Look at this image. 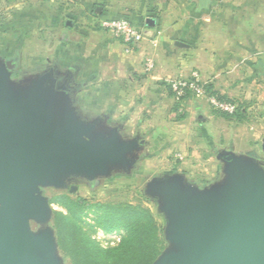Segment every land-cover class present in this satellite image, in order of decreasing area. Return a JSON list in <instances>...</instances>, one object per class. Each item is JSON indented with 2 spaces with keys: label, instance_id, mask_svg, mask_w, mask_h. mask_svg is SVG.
<instances>
[{
  "label": "crops",
  "instance_id": "obj_1",
  "mask_svg": "<svg viewBox=\"0 0 264 264\" xmlns=\"http://www.w3.org/2000/svg\"><path fill=\"white\" fill-rule=\"evenodd\" d=\"M116 18L131 20L145 40L128 47L101 28L102 20ZM19 55L29 59L25 65L39 68L36 77L65 84L74 104L87 92L92 112L113 123L118 117L130 129L155 125L151 131L158 137L176 124L233 121L205 99L177 101L169 84L197 73L205 86L228 98L235 82L264 81V0H0V57L3 65L14 62L10 75L18 70ZM147 57L155 64L151 72L145 70ZM191 148L195 155L196 146ZM230 153L242 155L235 149L216 157L225 161Z\"/></svg>",
  "mask_w": 264,
  "mask_h": 264
},
{
  "label": "water",
  "instance_id": "obj_2",
  "mask_svg": "<svg viewBox=\"0 0 264 264\" xmlns=\"http://www.w3.org/2000/svg\"><path fill=\"white\" fill-rule=\"evenodd\" d=\"M146 23L156 25L152 18ZM14 69L12 60L0 66V264H59L37 256L51 240L29 228L31 216H47L35 187L71 175H108L128 162L138 142H120L115 131L89 140L97 125L79 118L65 84L36 77L13 92ZM224 162V179L205 189L181 175L150 186L179 247L154 264H264V171L252 157L228 154Z\"/></svg>",
  "mask_w": 264,
  "mask_h": 264
},
{
  "label": "rangeland",
  "instance_id": "obj_3",
  "mask_svg": "<svg viewBox=\"0 0 264 264\" xmlns=\"http://www.w3.org/2000/svg\"><path fill=\"white\" fill-rule=\"evenodd\" d=\"M34 56H37V51L34 52ZM2 59L4 58L0 57V66L3 65ZM24 61L28 62L29 59H23L20 56L18 70L10 75V86L13 92L23 89L29 83L27 78L36 77L40 73L39 68L27 66L23 63ZM236 83L233 86L234 90H230L227 95L230 102L246 112L241 122L236 118L229 121L223 117L214 119L215 121L210 124H176V128L170 134L165 133L166 135L158 137L153 134L157 128L155 125H153L155 129L150 127L145 129L135 124L136 128L130 129L118 117L117 123H113L106 120V115L92 112L86 104L87 92H84L79 103H75L74 107L81 120L97 125L95 133L89 137V140L100 135L108 137L115 131L120 142L136 141L138 146L128 154V162L112 166L108 175L98 176L93 180H87L81 175H71L58 183L44 181L35 187L34 195L45 207L47 216L44 218L37 215L31 216L28 222L29 228L35 237H48L51 240V244L39 250L37 256L43 261L55 259L59 264H72L60 249L56 231L53 228L54 212L66 211L52 202V199L63 194L90 201L95 198L96 202L101 203L142 205L149 208L163 229V250L159 258H166L177 253L179 247L170 240L163 204L157 196L150 194L149 188L152 184L174 177L176 174H180L184 179L189 178L190 181L196 179L188 183L198 189L209 187V185L204 187L200 183L205 177L212 180L211 185L218 184L224 179L226 167L225 162L219 161L216 156L224 150L236 149L237 152L242 153L241 156H246L248 154L245 153L249 152L254 153L253 157L257 154L258 157L254 159L258 167L264 171V152L261 150L262 139H264V81L258 78L252 82ZM210 139L211 142H209ZM250 141L254 143L253 147L249 146ZM166 144L167 148L164 150ZM193 146L197 149L195 155L191 152ZM71 185L76 186L78 191L70 192ZM84 218L89 225H95L92 213L86 212ZM122 233L107 234L99 229L94 234V238L104 245L108 243L114 245L120 241Z\"/></svg>",
  "mask_w": 264,
  "mask_h": 264
},
{
  "label": "trees",
  "instance_id": "obj_4",
  "mask_svg": "<svg viewBox=\"0 0 264 264\" xmlns=\"http://www.w3.org/2000/svg\"><path fill=\"white\" fill-rule=\"evenodd\" d=\"M208 94L230 102L228 98L205 86ZM178 109V108H177ZM228 119L242 121L246 112L238 108L235 114L218 112ZM66 212L55 211L53 228L60 249L72 264H154L163 250V229L149 208L142 205H114L63 194L52 199ZM94 215L95 225H89L84 214ZM101 229L107 234L123 232L116 244L104 245L94 238ZM91 233V234H90Z\"/></svg>",
  "mask_w": 264,
  "mask_h": 264
},
{
  "label": "built area",
  "instance_id": "obj_5",
  "mask_svg": "<svg viewBox=\"0 0 264 264\" xmlns=\"http://www.w3.org/2000/svg\"><path fill=\"white\" fill-rule=\"evenodd\" d=\"M100 26L102 29L110 31L128 47H135L145 40L143 31L128 18L105 19L100 22ZM154 66L153 59L147 57L145 60L146 72H151ZM169 87L177 101L193 95L198 99L207 100L215 111L232 115L238 110L232 102L220 100L216 96L208 94L197 73H194L191 79L174 80L170 82Z\"/></svg>",
  "mask_w": 264,
  "mask_h": 264
},
{
  "label": "flooded vegetation",
  "instance_id": "obj_6",
  "mask_svg": "<svg viewBox=\"0 0 264 264\" xmlns=\"http://www.w3.org/2000/svg\"><path fill=\"white\" fill-rule=\"evenodd\" d=\"M261 149H262V148H261ZM253 155H254V153H253ZM255 157H258V155H257V154H255ZM91 184H92V182H91ZM73 187H76V186H74V185H71V186H70V188H69L70 192H72V193H74V192H77V191H78V188L76 187V189H75V190H73Z\"/></svg>",
  "mask_w": 264,
  "mask_h": 264
}]
</instances>
